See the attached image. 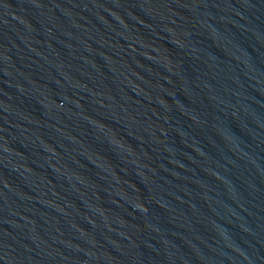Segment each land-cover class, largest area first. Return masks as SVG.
Returning a JSON list of instances; mask_svg holds the SVG:
<instances>
[{
	"label": "water",
	"instance_id": "1",
	"mask_svg": "<svg viewBox=\"0 0 264 264\" xmlns=\"http://www.w3.org/2000/svg\"><path fill=\"white\" fill-rule=\"evenodd\" d=\"M0 264H264V0H0Z\"/></svg>",
	"mask_w": 264,
	"mask_h": 264
}]
</instances>
